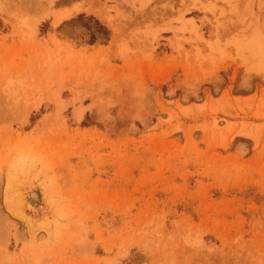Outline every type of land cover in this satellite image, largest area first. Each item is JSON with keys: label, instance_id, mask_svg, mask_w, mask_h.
<instances>
[{"label": "rangeland", "instance_id": "1", "mask_svg": "<svg viewBox=\"0 0 264 264\" xmlns=\"http://www.w3.org/2000/svg\"><path fill=\"white\" fill-rule=\"evenodd\" d=\"M0 264H264V0H0Z\"/></svg>", "mask_w": 264, "mask_h": 264}, {"label": "bare ground", "instance_id": "2", "mask_svg": "<svg viewBox=\"0 0 264 264\" xmlns=\"http://www.w3.org/2000/svg\"><path fill=\"white\" fill-rule=\"evenodd\" d=\"M82 5L81 4H76L72 9H70V10H64V11H62V12H60V14H59V17H58V20H62V19H64V18H67V17H69L71 14H72V12L73 11H80V10H82ZM96 10V9H95ZM98 11V10H97ZM103 12V11H102ZM105 14V13H104ZM101 15H102V13H101ZM100 16V15H99ZM103 16V15H102ZM107 18H109V20H110V18L111 17H108L107 16Z\"/></svg>", "mask_w": 264, "mask_h": 264}, {"label": "crops", "instance_id": "3", "mask_svg": "<svg viewBox=\"0 0 264 264\" xmlns=\"http://www.w3.org/2000/svg\"><path fill=\"white\" fill-rule=\"evenodd\" d=\"M75 5H76V4H75ZM75 5H74V6H75ZM74 6H73V7H74ZM68 10H70V9H68Z\"/></svg>", "mask_w": 264, "mask_h": 264}]
</instances>
